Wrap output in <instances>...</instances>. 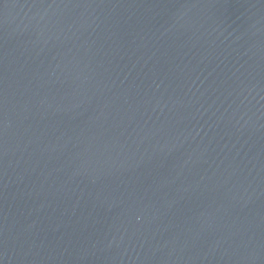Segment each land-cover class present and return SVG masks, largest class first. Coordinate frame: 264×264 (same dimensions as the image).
<instances>
[{
  "label": "water",
  "instance_id": "95a60500",
  "mask_svg": "<svg viewBox=\"0 0 264 264\" xmlns=\"http://www.w3.org/2000/svg\"><path fill=\"white\" fill-rule=\"evenodd\" d=\"M0 264H264V0H0Z\"/></svg>",
  "mask_w": 264,
  "mask_h": 264
}]
</instances>
